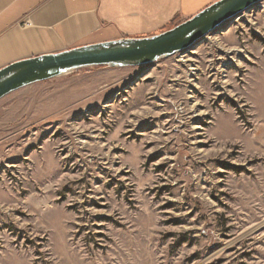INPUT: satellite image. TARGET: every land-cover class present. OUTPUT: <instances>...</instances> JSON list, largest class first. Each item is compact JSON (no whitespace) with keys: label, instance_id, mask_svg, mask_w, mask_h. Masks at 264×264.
<instances>
[{"label":"rangeland","instance_id":"1","mask_svg":"<svg viewBox=\"0 0 264 264\" xmlns=\"http://www.w3.org/2000/svg\"><path fill=\"white\" fill-rule=\"evenodd\" d=\"M151 65L0 100V264H264V1Z\"/></svg>","mask_w":264,"mask_h":264},{"label":"crops","instance_id":"2","mask_svg":"<svg viewBox=\"0 0 264 264\" xmlns=\"http://www.w3.org/2000/svg\"><path fill=\"white\" fill-rule=\"evenodd\" d=\"M216 1L0 0V69L83 45L153 36Z\"/></svg>","mask_w":264,"mask_h":264},{"label":"water","instance_id":"3","mask_svg":"<svg viewBox=\"0 0 264 264\" xmlns=\"http://www.w3.org/2000/svg\"><path fill=\"white\" fill-rule=\"evenodd\" d=\"M262 1L217 0L186 21L153 36L83 45L17 61L0 69V100L28 85L85 67L154 64L195 47L224 23L251 11Z\"/></svg>","mask_w":264,"mask_h":264}]
</instances>
